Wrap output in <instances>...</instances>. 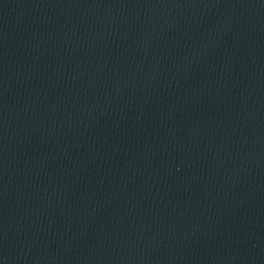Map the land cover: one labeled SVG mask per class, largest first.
<instances>
[{"label": "water", "instance_id": "water-1", "mask_svg": "<svg viewBox=\"0 0 264 264\" xmlns=\"http://www.w3.org/2000/svg\"><path fill=\"white\" fill-rule=\"evenodd\" d=\"M0 264H264V0H0Z\"/></svg>", "mask_w": 264, "mask_h": 264}]
</instances>
